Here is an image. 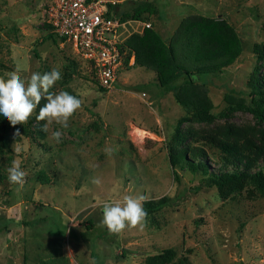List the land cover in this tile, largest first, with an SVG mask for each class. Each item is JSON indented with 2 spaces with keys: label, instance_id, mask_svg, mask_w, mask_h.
Returning <instances> with one entry per match:
<instances>
[{
  "label": "rangeland",
  "instance_id": "374dc122",
  "mask_svg": "<svg viewBox=\"0 0 264 264\" xmlns=\"http://www.w3.org/2000/svg\"><path fill=\"white\" fill-rule=\"evenodd\" d=\"M142 1L119 7L124 58L115 86L102 90L76 47L50 36L53 0H0V77L19 68L27 80L56 68L62 78L50 91L82 100L67 129L53 123L48 133L36 120L45 99L26 124L0 116V264H150L168 248L173 259L155 264H264V192L254 178L264 176V120L226 100L231 93L250 104L252 84L264 85V0H148L158 12L133 16ZM191 15L225 18L243 42L231 65L195 77L211 103L198 115L176 98L187 74L165 90L131 46L145 22L172 42ZM177 40L190 64L208 44L190 33ZM57 130L58 144L49 138ZM14 160L23 186L8 182ZM232 173L241 177L229 180ZM125 195L145 197L146 226L110 235L99 226L103 205Z\"/></svg>",
  "mask_w": 264,
  "mask_h": 264
},
{
  "label": "trees",
  "instance_id": "16d2710c",
  "mask_svg": "<svg viewBox=\"0 0 264 264\" xmlns=\"http://www.w3.org/2000/svg\"><path fill=\"white\" fill-rule=\"evenodd\" d=\"M144 12L156 13L158 12V8L155 7V4L152 1L145 0L137 5L133 16L140 17ZM121 14H123V12H120V15ZM179 32L180 37L190 33L197 37L198 40L208 43L197 53L196 64L184 63L181 58H179L177 53L179 41L177 39L180 37H176L172 42L167 43L153 27L145 28L142 36L131 39V46L136 49L137 61L156 71L165 90L169 89L171 83L178 77L187 74V83L180 86L176 92L177 100L190 112H194L195 114H197L198 111L208 112L211 103L210 98L208 97L207 87L199 81L196 82L195 77L204 73L217 72L224 67L231 65L243 51L242 39L234 26L225 18H216L205 15H191L185 18ZM51 33L50 36L57 39L56 37L58 36L52 31ZM60 39L64 40V38ZM127 45L130 46L128 42ZM122 47L124 48V44ZM129 58L130 55L127 59L129 60ZM252 85L255 95H252L253 101H251L250 104H247L245 97H237L231 93L226 95V100L232 106L246 107L259 119L264 120V85L256 82ZM101 89L107 90L103 87ZM184 120V118L180 119L178 129ZM223 147L229 151L233 157L237 158V160L245 158V156L242 154L240 155L238 151H233L237 150L234 146L225 144ZM185 152L186 151L178 152L182 154L183 159L185 158ZM240 177V174L232 173L229 174L228 178L229 180H234ZM254 178L258 182L260 189L264 192V176L262 172L257 171L254 174ZM212 180L221 185L222 181H220V179L216 178ZM164 202L165 199H161L156 205H154V207H157ZM173 255V250L168 248L165 249L163 253L151 256L149 258V263L155 264L164 261H171Z\"/></svg>",
  "mask_w": 264,
  "mask_h": 264
},
{
  "label": "clouds",
  "instance_id": "9594fccd",
  "mask_svg": "<svg viewBox=\"0 0 264 264\" xmlns=\"http://www.w3.org/2000/svg\"><path fill=\"white\" fill-rule=\"evenodd\" d=\"M20 69L17 68L0 77V116L5 117L15 127L18 124H26L41 100L47 102L39 108L36 116L38 122H44L41 130L49 132L53 123L62 129L69 127L70 118L82 106V100L67 91L51 92L50 89L59 81L61 72L53 68L49 72L40 74L33 72L27 80L22 79ZM19 131H17V135ZM63 132L53 131L50 139L60 143ZM104 152L111 157L113 149L105 147ZM8 182L12 185L23 186L26 173L21 169L19 161L14 160L6 169ZM92 183L100 185L98 177L92 179ZM144 196L125 195L122 201L106 202L103 205V215L99 223L102 228H107L110 235L121 234L125 229H139L143 231L146 226L147 212L143 208Z\"/></svg>",
  "mask_w": 264,
  "mask_h": 264
},
{
  "label": "built area",
  "instance_id": "2783aa9c",
  "mask_svg": "<svg viewBox=\"0 0 264 264\" xmlns=\"http://www.w3.org/2000/svg\"><path fill=\"white\" fill-rule=\"evenodd\" d=\"M124 1L53 0L47 11L52 32L76 47L107 90L115 86L124 58L120 29L126 21L119 12ZM144 24L152 27L151 22Z\"/></svg>",
  "mask_w": 264,
  "mask_h": 264
}]
</instances>
